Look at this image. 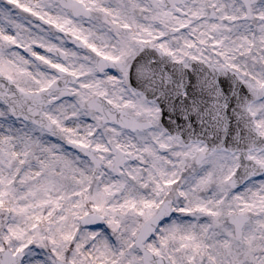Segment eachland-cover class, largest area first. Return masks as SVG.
Returning <instances> with one entry per match:
<instances>
[{
  "label": "snow or ice",
  "instance_id": "1",
  "mask_svg": "<svg viewBox=\"0 0 264 264\" xmlns=\"http://www.w3.org/2000/svg\"><path fill=\"white\" fill-rule=\"evenodd\" d=\"M0 264H264V0H0Z\"/></svg>",
  "mask_w": 264,
  "mask_h": 264
}]
</instances>
